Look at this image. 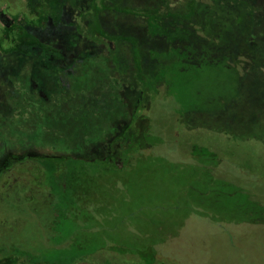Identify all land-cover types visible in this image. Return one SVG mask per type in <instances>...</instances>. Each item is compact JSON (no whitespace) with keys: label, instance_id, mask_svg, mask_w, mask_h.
<instances>
[{"label":"rangeland","instance_id":"obj_1","mask_svg":"<svg viewBox=\"0 0 264 264\" xmlns=\"http://www.w3.org/2000/svg\"><path fill=\"white\" fill-rule=\"evenodd\" d=\"M31 1L39 8L36 18L46 15L43 10L51 9L49 3L57 2V19L66 22H60L59 32L48 34L50 19L44 24L46 32L29 44L14 33L7 35L23 49L0 52V166L9 154L75 159L35 161L52 167L71 164V175L60 183L74 195L73 215L87 229L100 228L76 237L77 247H98L102 255L79 264L123 262L122 256L114 255L117 252H110L112 243L121 252L133 248L143 255L144 264H264V194L255 203L237 190L240 183L245 190L256 188L253 178L264 176V48L239 97L225 111L182 116L181 132L187 136L181 137L179 153L162 158L160 144L151 136L150 147L146 140L139 142L141 153L135 160L109 169L101 159L109 152L130 150L132 158L136 156L132 150L142 128L137 80L160 81L158 70L175 58L171 49L186 45L169 36L170 31L164 33L162 22L150 10L164 7L167 14L183 13L187 0ZM86 1L91 12L102 9L97 26L108 41L86 30L88 22L94 23L92 15L83 13L82 21L72 18L77 9L85 12ZM31 6L28 0H15L5 11L10 15L23 11L31 20ZM125 7L149 10L148 19L157 21L155 28L146 33ZM153 90L165 91L163 84ZM225 135L251 142L226 159L213 157L210 165L218 174L210 176L199 166L206 162L200 160L201 150H220L221 143L227 144L220 140ZM31 174L41 172L33 169ZM225 176L237 177L238 183L224 182ZM46 181L42 172L39 183L32 184L50 190ZM255 191H264V186Z\"/></svg>","mask_w":264,"mask_h":264},{"label":"trees","instance_id":"obj_2","mask_svg":"<svg viewBox=\"0 0 264 264\" xmlns=\"http://www.w3.org/2000/svg\"><path fill=\"white\" fill-rule=\"evenodd\" d=\"M165 9L162 7L156 11L150 10V13L156 14L157 21L162 22L161 28L162 31L164 28V33L170 31L169 36L183 39L186 45L181 49L178 47L171 49L169 54L173 53L175 58L169 60V54L164 55L171 61V65L160 67L161 72L158 70L156 74L162 78L160 81L156 79L155 83L151 80L152 84L149 80L143 83V77L137 80L139 83L134 84L139 91L136 99L140 101L137 115L142 122L140 141L136 143L137 148L132 150L136 156L132 158L130 150L121 151L119 155L109 152L101 158L106 160L109 169H112L113 164L122 165L131 162V159L135 160L141 153L138 150L139 142L143 140L148 142L151 136L157 139L156 144H160L162 158H170L179 153L181 137L187 136L181 132L182 116L187 112L225 111L239 97L252 67L261 59L264 48L260 42L264 36V0H187L183 13L167 14ZM124 12L137 16L141 21L140 26L146 33L155 28L157 21L148 19L149 10L125 7ZM20 38L31 41L25 36ZM15 47H17L15 41L7 35L0 34L1 49ZM159 84H163L164 93L153 90ZM144 94L148 96L146 101L142 102ZM223 138L220 140L226 142L227 146L221 143L220 150L214 151L207 147L201 150L204 154L200 160L206 162H203L204 166L202 164L199 166L206 168L210 176L218 174L210 165L213 157L226 159L233 155L232 153L238 152V148L251 142L250 139H240L237 136L225 135ZM148 145L151 146L149 142ZM204 149H208V153L204 152ZM217 151L219 156L216 154ZM253 152L251 150V153ZM63 161L73 162L75 159L65 158ZM65 162L62 164L65 166L55 167L43 164L45 173L47 175L59 173L65 176L64 181L67 180L71 175V164ZM253 180L256 188L248 187L249 190H245L240 183L237 190L256 203L259 202L256 198L264 194V191H255L264 186V176L256 175ZM223 181L233 184L237 182V177L233 179L232 176H225ZM58 192L52 205H47L36 212L22 211L20 214L14 211L17 204L9 198L2 197L0 211L3 219H8L10 206L13 218L19 217L21 224L22 221L30 224L24 230L21 226L14 230L10 247L7 248L4 237L0 239V252L3 255L8 254L7 249H11L13 255L28 256V264H77L102 256L99 254L101 248H92L91 251L76 246L77 243L80 245L76 239L80 232L93 229L98 231L100 228L94 226L87 229L80 224L77 215H73V212L76 213L75 205H72L74 195L67 184ZM118 246L112 243L109 250L112 253L117 252L114 255L122 256L123 262H113L144 264L143 255L136 254V250L128 247L125 252H121L117 251ZM110 252L109 254L107 252V256H113Z\"/></svg>","mask_w":264,"mask_h":264},{"label":"flooded vegetation","instance_id":"obj_3","mask_svg":"<svg viewBox=\"0 0 264 264\" xmlns=\"http://www.w3.org/2000/svg\"><path fill=\"white\" fill-rule=\"evenodd\" d=\"M22 1V0H21ZM31 2V15L34 16L35 9H39L36 6L32 4L31 0H28ZM15 0H0V34L3 35H9L14 33L18 35L19 37L25 36L26 39L33 41L35 39V36H39L40 34H44L46 32L44 24L50 21L52 19L53 24H51V29H48V34H55L60 31V22L65 23L66 20H58L57 19V12L55 5L57 2L53 5L52 3H49L48 6L51 9H41L45 11V16H41L40 18H36L35 16L31 20H27L26 17L23 16V13H18L17 15H10L6 13L7 7H12ZM88 2H85L86 9L85 12L81 9H77L76 12H74V17H72L75 20L82 21V15L83 13H88L89 15H92L94 18V23L90 25L88 22V25L86 26V30L88 32H92V36L94 38H108V36L105 35V31L100 30L98 28V13L102 9H98L95 13L91 12ZM90 12H87V11ZM26 12H30L25 10ZM34 12V13H33ZM30 15V16H31ZM73 16V15H72ZM89 21V20H87ZM58 24V25H57ZM9 33V34H8ZM108 41V39H107ZM29 42V41H27ZM95 43V41H94ZM101 44H104V41H101ZM42 49L45 51H49V49L41 46ZM23 48L21 47H15V48H8V49H1L0 52L6 53L8 51H19ZM100 49H103L102 46ZM82 55V54H78ZM38 157H50L54 159H65L64 156H56V155H48V156H40V155H33V154H22L19 156H12L11 154L7 155V161L3 166H0V200L2 197L9 198L14 204H17L14 208L15 212L20 214V212H36L39 210H42L47 207V205H52L54 196L59 194V190H62L64 188V185L61 186L60 181L62 180L64 182L65 176L62 174H56V175H47L45 173V169L43 167L42 163H37L35 161V158ZM64 166V165H61ZM33 169H37L38 172H41V174H38L36 176L28 175L29 171L32 172ZM42 172L44 173V177L47 179V184L51 185L50 190H46L44 186L40 184H32L34 182L40 181V178L42 176ZM44 180V179H43ZM39 183V182H38ZM58 189V190H57ZM20 204L26 205L25 207H22ZM9 216L8 219H3L2 213L0 211V239L3 237L6 241L7 248L12 245V238L14 236V230L17 227H20L24 230L25 228H28L30 226L29 223L23 222L22 224L19 222V217L13 218L12 217V208L8 207ZM8 254L3 255L0 252V264H28V256H21V255H13L11 249H7ZM79 264V263H78Z\"/></svg>","mask_w":264,"mask_h":264}]
</instances>
